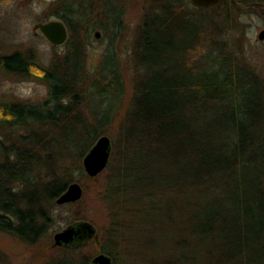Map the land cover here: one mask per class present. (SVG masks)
I'll return each instance as SVG.
<instances>
[{"label":"trees","instance_id":"1","mask_svg":"<svg viewBox=\"0 0 264 264\" xmlns=\"http://www.w3.org/2000/svg\"><path fill=\"white\" fill-rule=\"evenodd\" d=\"M84 2L55 3L69 33L63 56L45 65L19 51L0 55L3 70L48 88L38 103L0 102L6 132L27 129L7 147L0 140V230L27 242L46 230L75 172L90 177L82 158L113 120L92 101L124 91L111 48L123 26L120 0ZM145 2L124 62L132 95L111 141L99 251L113 264L129 252L134 264H264V75L243 55L241 19L264 18V0ZM94 28L111 44L91 71L77 36Z\"/></svg>","mask_w":264,"mask_h":264},{"label":"rangeland","instance_id":"2","mask_svg":"<svg viewBox=\"0 0 264 264\" xmlns=\"http://www.w3.org/2000/svg\"><path fill=\"white\" fill-rule=\"evenodd\" d=\"M63 1L0 0V55L19 51L25 57H33L38 62L48 65L55 57L66 54L71 49L70 45L53 46L41 33L35 34L33 31L37 22L55 18V3ZM84 1V6L92 3V0ZM145 1L120 0V4H118L123 8L121 14L123 26L121 32L112 40L111 48L123 69L124 91L121 96L110 95L104 103L100 99L92 101V109H95L99 115L113 116L110 131L105 134L110 137L111 141L115 140L118 120L126 111L132 95V74L124 62L132 53L131 47L135 34L143 20L145 7L149 5ZM209 10V14H212L213 10ZM241 19L244 35L243 55L245 59L253 63L252 66L257 71L264 75V39H258V34L264 30V18L256 13H246L241 16ZM96 31L100 32L99 37H95ZM80 37L81 35H78L77 40L82 41L79 44L82 63L86 69L93 71L99 66L101 60L103 63L104 53L111 44L110 40L98 28H94L88 38ZM47 94V85L36 76L23 77L9 74L0 67V102L38 103L44 100ZM115 112H117V116H115ZM87 114V108H82L80 118L86 120ZM24 130L27 129L24 127L20 130L13 129L8 134L9 130L6 132V127L0 125L1 144L9 146L15 142L19 133H24ZM113 149H115V143L112 151ZM112 160L115 162L111 153L109 163L114 164ZM109 171L110 168L106 167L97 175L90 177L79 175L81 173L76 171V181L74 182H78L82 187L81 197L71 203L58 204L56 202L49 225L34 242L23 241L0 230V264H89L95 255L101 253L98 245L106 240L108 234L109 216L103 199V190ZM77 221L90 223L94 229L92 236L69 246L54 245V235ZM141 235L148 236L143 233ZM131 254V252L125 254L121 260L125 264H134L133 258L129 257ZM134 256L137 257V254L135 253Z\"/></svg>","mask_w":264,"mask_h":264},{"label":"water","instance_id":"3","mask_svg":"<svg viewBox=\"0 0 264 264\" xmlns=\"http://www.w3.org/2000/svg\"><path fill=\"white\" fill-rule=\"evenodd\" d=\"M220 0H190L196 7H208ZM34 32L41 33L53 46H62L68 39V29L63 20L52 18L45 22H37L33 27ZM100 32H95V37H99ZM258 39H264V30L258 34ZM112 143L109 136L100 135L83 156V167L89 176H95L105 169L110 160ZM82 195V187L78 182H72L67 189L56 198L58 204H64L78 200ZM93 227L90 223L77 221L69 225L62 231L54 235V245L69 246L79 243L80 240L88 239L93 234ZM89 264H113L112 257L101 252L95 255Z\"/></svg>","mask_w":264,"mask_h":264},{"label":"flooded vegetation","instance_id":"4","mask_svg":"<svg viewBox=\"0 0 264 264\" xmlns=\"http://www.w3.org/2000/svg\"><path fill=\"white\" fill-rule=\"evenodd\" d=\"M34 33L36 34V32H34ZM68 36H69V33H68ZM67 40H68V39H67ZM66 42H67V41H66ZM65 44H66V43H65ZM65 44H64V45H65ZM62 46H63V45H62Z\"/></svg>","mask_w":264,"mask_h":264}]
</instances>
